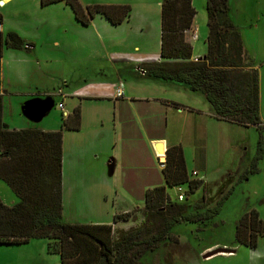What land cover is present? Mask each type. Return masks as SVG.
Instances as JSON below:
<instances>
[{"label":"rangeland","instance_id":"1","mask_svg":"<svg viewBox=\"0 0 264 264\" xmlns=\"http://www.w3.org/2000/svg\"><path fill=\"white\" fill-rule=\"evenodd\" d=\"M78 1L82 6L95 4L128 5L131 9L129 26L120 34L114 32L117 29L116 27H107L108 31H104L100 22L84 26L76 21L70 7L63 3L42 7L39 5L38 0H19V2L11 0L5 2V6L0 4V15L3 17L1 31L4 34L11 31L20 34L26 42L32 44L31 48L25 49V51L24 49L20 52L13 51V53H19L27 57L28 59L24 62L16 63L8 54H4L0 58V94L3 93L2 89L4 88L5 95L2 104L3 117L6 122L26 128H43L47 124L57 127L64 110L61 111L55 105L56 102L62 100L65 104L64 109H67L74 104V101L72 102L71 98L64 94L70 90L85 88L86 84L89 86V90H87L89 92L92 91L93 87L98 86L92 85V83L97 84V81L101 80L99 79L101 78L99 69L102 68L107 57L103 48L111 45L119 35H122L125 46L139 45L142 49L138 53L145 50L152 52L154 50L159 53L160 0ZM119 1L124 2L123 4L113 3ZM192 6L195 10L194 24H197L199 29L187 33L186 40L191 41L193 58L195 56L202 57L206 54L205 40L208 30L205 0H192ZM227 6L228 10L225 14L219 13L220 25L226 26L225 24L232 23L240 36L242 47L239 51L236 42L233 41L234 38L229 37L228 41L231 44L227 45L229 62L227 66L228 69H233V72L224 74L227 75L224 78L228 77L226 89H233L240 95H244L245 87L242 78L249 69H256L258 73L259 112L260 118L263 119L264 0H228ZM17 10L20 11V15H16ZM192 35H196L197 38L193 40ZM53 40L59 42L58 48H51ZM48 55L56 62L46 63L44 60L48 58ZM104 56L105 58L102 59ZM14 65L18 66L13 68ZM136 67L138 65L133 67L131 71L134 72ZM107 71L106 69V72H104L106 76L110 73ZM155 85L163 89L160 93L161 96L167 95L169 89H171L170 87H172L162 83H156ZM60 89L63 94L58 92ZM12 91L21 93L31 91L55 92V95L49 98L52 102V109L50 108L45 113L43 119H46L44 122H42L43 119L40 122L28 119L23 114L21 107L22 102H25L24 96L9 95L8 93ZM82 91H85V89ZM192 93L194 95H186H192L191 97L198 102L204 99L201 94ZM86 96L78 95L74 98L76 99L75 106H78L80 110V130L78 132L81 133H79L77 139L83 141L85 134L88 133L96 138V142L95 146L87 152L88 155L84 157L81 167L86 168L85 170L88 169L87 172L95 180L98 174L102 183L104 178L100 174L105 171V160L107 162L109 158H112L111 155H108L107 159V153L104 150L110 149L112 145L101 144L102 135L105 138L104 130L106 131L107 124L100 121V118H94L98 114L94 108L97 104L93 101L98 99ZM121 96L122 92L120 96L116 95V97ZM204 101L206 100L204 99ZM206 103L205 105L208 104ZM109 135L111 134L109 133ZM230 137L233 142L235 139L237 141L243 140L244 144L241 143V147L251 145V152L255 150L258 136L252 127L233 124V126L231 125ZM65 145L67 149L69 142H65ZM241 147L239 146L237 156L230 162V169L220 179L207 184L202 182V185L193 194L187 191L186 199L182 202L189 206L197 205L200 207L199 210H205L213 206L216 200L219 199V195L215 194L217 187L224 183L225 178L231 176V183L227 185L225 192L231 186H233V190L229 197L224 200L220 213L203 223L180 222L174 224L169 231L172 238H165L157 244L153 251L144 252L141 256L142 264H248L250 258L249 248L236 242L235 225L241 214L248 210V206H254L258 211L260 209L261 217L264 216V209L261 210L264 208V202L260 203L264 199V173L253 175L248 182L242 180L237 182L242 172L250 167V162L247 161L248 151L241 149ZM187 159H189V155L186 152L185 164L188 174L192 176L191 171L195 166ZM211 160L212 164H216L217 159L214 155ZM156 165H158V161ZM217 166H223L222 168H224L225 164L222 159H220V164L217 163ZM124 176L123 172L117 171L112 178L113 180L111 178H106V180L114 181L117 186H122L126 181V179H122ZM0 185L11 191L1 180ZM184 187L187 188V186ZM0 193L4 194L2 189H0ZM177 193L175 188H166V194L169 197L168 202H175ZM11 195H14L13 192ZM16 199V202H18L17 197ZM4 200L9 202L8 199ZM143 211V206L133 209L130 219L127 222H122L120 228L115 227V229L126 230L138 226L143 221ZM66 213L68 221L79 220L75 218L79 214L75 206H66ZM214 251L218 252L213 253ZM59 263L60 256L58 254L47 252V240L44 238L31 239L29 243L21 244L20 250L17 249V246L0 244V264Z\"/></svg>","mask_w":264,"mask_h":264},{"label":"trees","instance_id":"2","mask_svg":"<svg viewBox=\"0 0 264 264\" xmlns=\"http://www.w3.org/2000/svg\"><path fill=\"white\" fill-rule=\"evenodd\" d=\"M227 1L205 0L207 49L203 57L193 60L192 46L186 40L195 16L192 0H160V60L138 65L144 73L134 71V74L151 82L199 93L210 105L215 119L256 128L259 133L256 152L250 170L238 178L239 182L247 174L256 172V163L263 154L259 131L264 127L260 120L256 69H249L242 78L244 95L226 89L228 77L224 78L227 76L224 74L233 72L227 66L229 37L234 38L239 51L242 47L233 24L223 26L219 22V13L225 14L228 10ZM54 3L69 6L76 21L84 26L96 15L103 16L111 25H118L129 17L131 10L128 5L82 6L78 0H39L42 7ZM2 42L12 50L31 48L12 31L3 39L0 35V52ZM166 103L193 110L176 102ZM79 127L80 110L75 107L62 116L58 130L9 129L2 122L0 95V180L18 198L12 205L0 199V244H24L44 238L48 252L60 256V264H142L144 252L153 251L161 240L172 238L169 231L174 224L203 223L216 217L232 193L233 186L225 192L231 183L230 176L215 191L219 199L205 210L182 203L186 198L182 202H168L166 188L187 186V191L193 194L202 185V181L190 178L183 150L175 145L165 151L162 169L165 186L145 192L144 217L138 226L124 230L107 224L65 223L61 216L62 136L64 130L76 131ZM131 215V212L115 215L113 220L128 221ZM234 235L238 244L250 249L256 248L260 237L264 239V219L256 209L248 207L241 214Z\"/></svg>","mask_w":264,"mask_h":264},{"label":"crops","instance_id":"3","mask_svg":"<svg viewBox=\"0 0 264 264\" xmlns=\"http://www.w3.org/2000/svg\"><path fill=\"white\" fill-rule=\"evenodd\" d=\"M7 1L11 0H0V4H4ZM12 1L19 2V0ZM123 2L124 1L113 3L123 4ZM16 15H20L19 10H17ZM129 18L130 15L122 23L114 26L103 16L96 15L90 23L96 24V22H100L104 31H108L107 27H116L117 29L114 32L120 34V32L126 30V27L129 26ZM194 18L192 26L187 33L199 29V26L194 24ZM1 24L0 35L3 39L5 34L1 31ZM18 35L21 37L20 34ZM24 41L26 42V40ZM26 43L32 46V44ZM58 46V41L53 40L51 42V48H58ZM140 49L142 48L136 44L125 46L123 44L122 35H119L117 39L113 40L111 45L107 48H103L107 57L102 68L99 69V75L101 77L99 79L101 80L97 81V84L92 83V85L98 86H91L93 88L92 91L89 92L87 91L89 90V86L86 84L85 88L70 90L64 94L65 96H69L72 102L74 101L71 107L65 108L66 110L64 109L65 104L62 100L55 104L58 107V104L62 103L64 110V115L61 114L62 118V116L71 113L75 107H78L75 106L76 99L74 98H76V96L87 95L86 97L98 99L93 101L97 104L94 108L97 110L98 114V116L95 115L94 118H100V121H104L107 124V128H105L106 131L104 130L105 138H103L102 135L101 144L106 143L108 146L112 145L110 149L104 150V152L107 153L106 158L108 159V155H111L112 158H109L107 162L105 160V171L100 174L102 178H104L101 183L98 174L95 180L93 177L91 178L87 172L88 169L85 170L86 168L83 169L81 167L84 157L88 155L87 152L95 146L96 138L86 133L85 139L81 141L77 139V136L81 133L78 132L80 128L76 131L64 130L62 136L61 216L65 223L107 224L120 228L122 222H127H114L113 218L115 215L128 213L133 209L141 208L144 205V195L148 189L165 186L162 169L156 165L158 161L157 157L162 156L156 153L154 148L157 143L162 144L164 152L171 146H181L184 159L185 153L187 152L189 155L187 161L195 166L191 171L192 176L189 175L190 178L195 179V177H202L204 184L220 179L222 175L230 169L229 164L234 160L233 158L237 156L238 148L239 146L241 147V143L244 144L243 140L237 141L235 139L234 142L232 141L230 136L231 125L233 126V123L215 119L210 105L207 104L206 101L203 102L204 99L199 102L195 101V99L191 97L194 93L173 85H171L172 87H170L171 89H169L170 91H168L167 95L161 96L160 93L163 89L155 85L156 82L151 83L146 79L137 77L136 74L131 71L133 67L142 63L160 60V21L159 53L154 50L153 52L145 50L142 53H138ZM21 50L23 49H9L2 42L0 58L4 54H8L14 62H24L28 59L27 57L19 53H13V51L20 52ZM47 57L48 58L44 60L46 63L56 62L49 55ZM104 58L105 56L102 59ZM197 58L201 57L195 56L192 59L195 60ZM17 66L18 65H14L13 68ZM106 69L111 74L109 73V75L106 76V74H104ZM83 89H85V91H82ZM117 89L122 92L121 97H116L115 93ZM2 91L3 93L0 95L3 103L5 95L4 88ZM61 91V89L58 90V92L62 93ZM8 94L18 97L23 95L25 97H23V99L27 102L32 99L48 100L55 95V92L31 91L21 93L12 91ZM166 101L176 102L190 107L193 110L175 108L166 103ZM24 103L22 102V105ZM205 103L207 105H205ZM3 110L2 104V122L9 129L55 131L61 127V118L57 127L47 124V126L43 128H26L16 124H10L4 119ZM44 116L38 120V122H40ZM45 119H43L42 122H44ZM260 120L261 126L264 127V118H260ZM250 127H252L256 131L257 136H259L256 128L253 126ZM259 132H261L263 147L262 158L256 163V172L247 174L245 178L241 179L242 181L248 182L253 175H257L261 172L264 173V128ZM109 133L111 135H109ZM65 142H69L67 149ZM251 147V145L241 147V149H246V151H248L247 161L250 163L256 152V145L253 152H251ZM213 155L217 159L216 164L214 162V164H212L211 159ZM220 159H222V162L225 164L224 168H222L223 166H217V163L220 164ZM215 167L218 168L216 169ZM249 170L250 167L245 169L241 175ZM117 171L125 174L122 179H126V181L122 186H117L114 181L110 182V180H106V178L112 179ZM192 172H195L196 175L194 176ZM198 172L201 174L199 175ZM0 189L4 192V194H1L2 192L0 193V199L4 204L16 203L17 199L15 195H11L12 191H8V189L5 187L3 188L1 185ZM4 199H8L7 201L9 202H6ZM68 205L69 207L75 206L77 208L79 214H77L75 218L79 220L70 222L66 219V206ZM248 207L254 208V206ZM263 209L264 208L261 210ZM257 212L259 217L264 219V216L261 217L260 209L259 211L257 210ZM29 241L27 243H29ZM1 245L17 246V249L20 250L21 244ZM249 252L250 258L248 264H264V239L260 237L256 248H249Z\"/></svg>","mask_w":264,"mask_h":264},{"label":"water","instance_id":"4","mask_svg":"<svg viewBox=\"0 0 264 264\" xmlns=\"http://www.w3.org/2000/svg\"><path fill=\"white\" fill-rule=\"evenodd\" d=\"M51 100H38L32 99L24 103L22 106L23 114L30 120L38 121L40 120L45 113L51 108ZM156 153L165 155L163 146L161 143H157L154 146ZM221 250V249H220ZM218 252L214 251L213 253ZM231 253V252H229Z\"/></svg>","mask_w":264,"mask_h":264},{"label":"built area","instance_id":"5","mask_svg":"<svg viewBox=\"0 0 264 264\" xmlns=\"http://www.w3.org/2000/svg\"><path fill=\"white\" fill-rule=\"evenodd\" d=\"M191 38H192L193 40H195L197 37H196V35H192ZM135 71L138 72V73L141 74V75L144 73V71H143L141 68H139V67H136V68H135ZM116 95H117V96H120V95H121V91H120L119 89L116 90ZM58 108H59L61 111H63V105H62V103L58 104ZM157 156H158V154H157ZM157 160H158V166H159L161 169H163V168H164V165H165V155L158 156V157H157ZM192 174H193L194 176L196 175L195 172H192ZM195 179L204 182V180H203L202 177H195ZM174 188H175V189L177 190V192H178V193H177V196H176V201H177V202H182V201L186 198V192H187V189H186L184 186H181V185L176 186V187H174ZM183 188H184V189H183Z\"/></svg>","mask_w":264,"mask_h":264},{"label":"bare ground","instance_id":"6","mask_svg":"<svg viewBox=\"0 0 264 264\" xmlns=\"http://www.w3.org/2000/svg\"><path fill=\"white\" fill-rule=\"evenodd\" d=\"M163 155V153H161ZM229 253V252H228Z\"/></svg>","mask_w":264,"mask_h":264}]
</instances>
